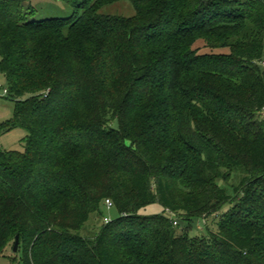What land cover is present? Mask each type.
I'll list each match as a JSON object with an SVG mask.
<instances>
[{"label": "trees", "instance_id": "16d2710c", "mask_svg": "<svg viewBox=\"0 0 264 264\" xmlns=\"http://www.w3.org/2000/svg\"><path fill=\"white\" fill-rule=\"evenodd\" d=\"M27 1L0 0V132L27 131L0 148V257L20 234L23 264H264V0H61L74 14L43 20ZM106 199L119 216L83 235ZM226 204L207 236L167 215Z\"/></svg>", "mask_w": 264, "mask_h": 264}, {"label": "rangeland", "instance_id": "374dc122", "mask_svg": "<svg viewBox=\"0 0 264 264\" xmlns=\"http://www.w3.org/2000/svg\"><path fill=\"white\" fill-rule=\"evenodd\" d=\"M25 5L27 7L31 5L35 10V14L30 15V20L67 18L72 16L75 12V9L71 5L61 0H29L25 3ZM101 12L104 14L133 16L136 13V9L131 1L119 0L111 4H107L101 9ZM7 88V77L0 70V126L11 120L15 114V101L9 98ZM26 137L27 131L21 127L5 133L0 132V148L6 150L25 151ZM230 208L231 204H226L222 209L220 216H212L209 218L194 216L191 220H188L183 216L175 215L174 219H176L179 223V225L176 226L177 233L181 235L187 232L193 237L207 236L211 231L217 230L218 221L224 213L230 210ZM163 212H165V209L159 203L150 204L140 211L143 215L158 214ZM118 216V208L116 206L109 207L104 202L99 211L92 213L89 221L82 229V234L85 236L96 235L105 223L106 217L113 220ZM6 253L7 256L0 257V264H23V250L15 252L14 248L10 247Z\"/></svg>", "mask_w": 264, "mask_h": 264}, {"label": "built area", "instance_id": "2783aa9c", "mask_svg": "<svg viewBox=\"0 0 264 264\" xmlns=\"http://www.w3.org/2000/svg\"><path fill=\"white\" fill-rule=\"evenodd\" d=\"M105 204L108 205L109 207H114V202L111 199H106ZM167 215L173 220L175 226L179 225L178 221L176 219H174V216L176 215V213L168 210ZM110 222H111V219L106 217L105 223L107 224Z\"/></svg>", "mask_w": 264, "mask_h": 264}, {"label": "water", "instance_id": "95a60500", "mask_svg": "<svg viewBox=\"0 0 264 264\" xmlns=\"http://www.w3.org/2000/svg\"><path fill=\"white\" fill-rule=\"evenodd\" d=\"M20 242H21V237H20V234H18L16 236V240H15V244H14V251L15 252H17L19 250Z\"/></svg>", "mask_w": 264, "mask_h": 264}]
</instances>
